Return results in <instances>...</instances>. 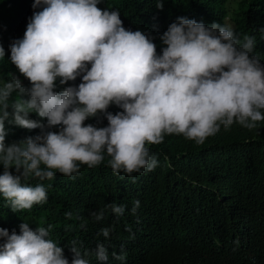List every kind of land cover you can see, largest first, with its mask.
<instances>
[{
	"label": "clouds",
	"instance_id": "9594fccd",
	"mask_svg": "<svg viewBox=\"0 0 264 264\" xmlns=\"http://www.w3.org/2000/svg\"><path fill=\"white\" fill-rule=\"evenodd\" d=\"M98 3L25 0L29 21L9 59L31 86L13 73L0 86V194L11 209L47 201L30 178L71 177L105 162L132 176L154 170L175 143L211 150L226 168L177 178L173 200L149 209L146 221L147 204L131 206L125 189L104 186L84 195L60 234L50 224L6 223L0 210V264H236L264 242V176L250 160L264 150V58L253 54L255 45L264 54V20L241 39L228 19L209 25L185 10L163 23L145 17L143 28L163 32L157 53L145 32L127 30L118 10ZM250 7L264 16V0ZM5 120L38 134L5 145Z\"/></svg>",
	"mask_w": 264,
	"mask_h": 264
},
{
	"label": "trees",
	"instance_id": "16d2710c",
	"mask_svg": "<svg viewBox=\"0 0 264 264\" xmlns=\"http://www.w3.org/2000/svg\"><path fill=\"white\" fill-rule=\"evenodd\" d=\"M160 0L163 7L158 8V0H100L97 7L101 9L118 10L123 26L127 30H141L145 32L156 45L157 53L165 46L160 40V32L157 28L149 26L143 28V19L147 17L151 23L158 20L160 23L165 22L168 17L175 14L176 10H185L192 12L197 17L211 19L209 25L213 22L218 24H226L227 19L234 25V32L241 39L245 34H249L250 26L256 22L264 20V16L257 15L252 10L250 3L252 0ZM25 0H0V46L5 50V55L0 59V86L4 81H10V73L15 74L21 80L25 87H30V82L19 73L15 65L9 59V45L14 39L23 38L26 30L27 19L22 17L25 10ZM22 17V18H21ZM126 22L133 24H125ZM168 28V26L166 27ZM254 55H257L263 61L264 54L260 47L255 45ZM16 92L10 96V100L16 97ZM24 99H27L25 94ZM11 113L12 109H7ZM38 116L35 112H30V119ZM11 119V116L9 117ZM5 145L23 140L29 136H35L38 133L36 129H26L14 124H10L5 120ZM258 159L250 160L256 164L255 174L264 176V150L258 155ZM158 166L152 171L141 170L140 173H133L132 176L124 173L114 174L111 168L107 167V162L101 167L88 168L85 166L83 173H75L71 177L56 174L54 179L43 181L30 178L27 183L31 186L43 184L47 190L48 199L44 204L34 205L30 210L13 211L2 194H0V210L7 213L3 219L6 223L18 221L28 223L29 226H35L36 223L50 224L55 227V233H62L63 229L73 221V213L81 205L78 204L83 200L84 195L93 193L98 190L99 186L106 187L109 191L117 189L125 192L127 198H132L130 205L139 200L140 205L147 204L145 207V221L150 216L149 209L154 212L159 211L163 206L173 200L174 190L177 188L176 180L186 183L198 178H210L211 172L215 168H226V161H222L219 165L215 162L219 160V156L211 150H200L190 145L179 147L178 143L173 144L166 150L162 151L158 157ZM204 161L202 165L197 162ZM103 162V163H104ZM43 167V166H41ZM15 173L14 166L9 169ZM145 171V172H144ZM3 172V165L0 164V174ZM130 180L128 184L124 181L117 180L119 176ZM228 186L223 183L219 191ZM119 192V191H114ZM113 191L110 193H114ZM98 194H106L101 192ZM97 194V195H98ZM106 198V197H105ZM112 199L119 198L111 196ZM2 206L10 211L7 212ZM71 212V217L66 213ZM169 264H178L177 261ZM236 264H264V242H253L247 252L238 257Z\"/></svg>",
	"mask_w": 264,
	"mask_h": 264
},
{
	"label": "rangeland",
	"instance_id": "374dc122",
	"mask_svg": "<svg viewBox=\"0 0 264 264\" xmlns=\"http://www.w3.org/2000/svg\"><path fill=\"white\" fill-rule=\"evenodd\" d=\"M229 4H232V1L230 0V3Z\"/></svg>",
	"mask_w": 264,
	"mask_h": 264
}]
</instances>
